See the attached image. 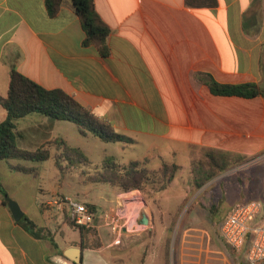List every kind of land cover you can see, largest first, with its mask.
Masks as SVG:
<instances>
[{"label": "crops", "instance_id": "crops-1", "mask_svg": "<svg viewBox=\"0 0 264 264\" xmlns=\"http://www.w3.org/2000/svg\"><path fill=\"white\" fill-rule=\"evenodd\" d=\"M205 2L210 4L95 0L97 13L111 29L103 55L97 45H84L85 31L72 0H64L55 16L45 0H0V96L7 94L13 69L44 88L67 92L134 141L124 150L142 148L141 155L129 156L128 163L147 161L150 169L159 168L162 161L178 164L181 170L169 187L184 179V187L193 186L191 163L201 148L231 153L239 160L201 188V199H208L201 203L203 213L186 211L181 229L177 219L183 212L173 213L169 206L156 210L148 201L142 227L133 230L127 227L119 188L111 189L116 198L105 200L101 208L93 201L85 203L93 206L95 217L81 230L49 209L44 189L39 190L42 195H31L33 205L27 202L26 181L35 173L12 167L30 165L0 161V179L8 195L54 239L53 243L31 235L0 196V264H77L65 254L72 247L82 248L81 264H149L152 258L168 264L172 233L179 236L173 245V264H195L194 252L200 248L201 253L202 247L208 251L205 260L220 264L214 253L232 250L221 236L224 219L238 204L264 202V0ZM211 81L253 84L261 94L216 95ZM6 116L0 105V123ZM29 116L17 121L19 148L34 151L55 140L46 119L19 130V122ZM36 141L39 146H30ZM5 175L17 179L22 190L13 192ZM217 191L222 195L216 196ZM187 198L185 192L179 210ZM197 198L190 199L198 203ZM223 207L218 219L214 215ZM106 216L117 218V223H109ZM193 232L202 233L206 243ZM235 253L236 264H247L245 251Z\"/></svg>", "mask_w": 264, "mask_h": 264}, {"label": "trees", "instance_id": "trees-1", "mask_svg": "<svg viewBox=\"0 0 264 264\" xmlns=\"http://www.w3.org/2000/svg\"><path fill=\"white\" fill-rule=\"evenodd\" d=\"M186 1L191 6L210 4L205 0ZM63 2L64 0H45L51 16H55L59 12ZM72 2L85 31L84 45H97L101 53L106 55L108 51L107 39L111 29L97 13L95 0H72ZM211 4L215 5V0H211ZM209 86L212 93L216 95L254 98L261 94L257 86L253 84L223 85L211 81ZM0 105L7 114L6 119L0 123V161L23 160L43 163L61 156L72 168L79 164L90 165V161L79 149L68 147L64 141L56 139L45 143L34 151L19 148L17 121L31 114L72 122L77 125L83 136L92 135L106 143H119L124 146L134 143L131 138L117 133L112 126L99 120L67 92L61 89L44 88L15 69L10 73L6 96H0ZM54 150L59 154L53 156ZM237 162L239 160L231 153L201 148L199 157H193L191 163L193 187L197 190L201 189L219 173ZM12 169L36 174L34 168L13 166ZM94 169V174L88 176L90 183L108 184L119 188L122 192L140 190L156 198L157 195L167 190L181 167L176 163L162 161L159 168L150 169L147 161H131L128 164H121L115 158L110 157ZM146 190H149L148 193ZM7 195L0 179V196L5 206H7L5 201ZM87 206L93 211L92 205ZM17 223L35 238L49 239L54 243L50 231L37 225L28 216L24 215ZM71 223L73 226L83 229L74 222Z\"/></svg>", "mask_w": 264, "mask_h": 264}, {"label": "rangeland", "instance_id": "rangeland-1", "mask_svg": "<svg viewBox=\"0 0 264 264\" xmlns=\"http://www.w3.org/2000/svg\"><path fill=\"white\" fill-rule=\"evenodd\" d=\"M29 117V120H23L20 121L18 124L19 130H24L28 128L29 126H32L36 123V119H39L41 121L42 119H46L45 126H50L51 133L50 135L54 137L56 140L64 141L65 145L71 148L79 149L90 161V165H84L79 164L76 167H71L67 161H64V159L59 156L57 159H51L47 162L43 163H33L29 161H23V160H16L18 162H23L26 165H30L31 169H35L36 174L30 178V180L26 181L27 183V189H26V198L27 202L31 205H33V200H31V195L33 194H39L42 195L39 190L44 189L46 191L47 200L45 203L51 199L55 195H68L75 199L78 202H81L85 204L86 202H95V204H98L99 208L103 207V204L105 200L109 199H115L116 194L113 193V190H111L112 186L108 184H95L90 183L86 181V178L94 174L96 167L100 166L105 159L114 157L119 163H128L130 160L129 156L131 155H141L142 148L140 150H134L129 151L124 150V146L119 143H106L101 141L99 138L89 135V136H83L77 127L76 124L68 121H60V120H54L52 118H47L45 116H42L40 114H31ZM41 123V122H40ZM30 128V127H29ZM19 138V137H18ZM33 145L30 146H39L38 141L33 142ZM19 147V146H18ZM37 150V149H35ZM195 156L199 157V151L197 150L195 152ZM137 158V157H133ZM57 161H59V164H57ZM125 164V163H124ZM67 168L71 170H67ZM154 168V167H153ZM187 176V175H186ZM3 179L7 181L10 178L8 176H3ZM8 181V182H9ZM11 183L14 191L22 190V184L17 182V179L9 182ZM185 183H187V180L184 179L182 181L177 182V184L170 186L168 188L167 192H162L159 194V202L157 204H154L153 201H156L155 196H151L150 194H146L144 192H141L140 190H134L129 192H122L123 196L120 198L121 200V209L123 210V214L126 216V220L128 221L127 227H129L131 230L133 229H139L142 227L141 225V218L144 212L148 213V205L147 202L149 201L150 206L155 207L156 210L159 209V207H168L170 210L174 213H178V211L183 212V214L179 213L178 221H177V227L181 229V227L184 224L186 215V211H199V213L202 212V204H205L208 199L207 197L201 199V193L202 190H197L195 187L188 185V187H184ZM184 184V185H183ZM187 185V184H186ZM12 189V190H13ZM149 190H146V192ZM188 193V198L186 202L182 205V209L179 210L182 198L184 194ZM148 193V192H147ZM53 194V195H52ZM218 194V191H217ZM222 193L216 195L221 196ZM166 196L170 198L169 203L166 199ZM194 196H198L197 200L198 203L194 202V200H191L190 198ZM207 196V194H205ZM40 200V199H39ZM43 200V199H42ZM41 200V201H42ZM167 200V201H166ZM44 203V201L42 202ZM202 203V204H201ZM217 205H219L217 203ZM213 210L216 209L213 207ZM224 207L220 209L219 214H215L214 216H217L218 219L224 214ZM173 217V216H172ZM173 220L167 221V223H172ZM194 235L199 236V241L203 244L206 243V240H204V237H202V233L193 232ZM69 235L73 236V232H70ZM66 236V235H65ZM62 238V234H61ZM170 245L171 248L167 250V252L170 255L169 263L173 264V245L174 243L179 242V236H175V233H172L170 235ZM166 239V238H165ZM166 243V242H165ZM222 244V242H221ZM201 253L200 248L199 251L194 252V257L192 258L195 262V264H212L210 260H205L206 254H208V251L202 247ZM233 250V249H232ZM230 248L225 249L224 252L220 249H218L217 253H214L215 257L219 259L220 264H236L237 257L236 251H232ZM163 251V256H164ZM216 252V251H215ZM212 255L209 253V256ZM211 257V256H210ZM239 258V257H238ZM205 261V262H204ZM207 261V262H206ZM149 264H162L161 261L152 260L149 261Z\"/></svg>", "mask_w": 264, "mask_h": 264}, {"label": "built area", "instance_id": "built-area-1", "mask_svg": "<svg viewBox=\"0 0 264 264\" xmlns=\"http://www.w3.org/2000/svg\"><path fill=\"white\" fill-rule=\"evenodd\" d=\"M46 204L78 226L90 227L94 221L93 211L70 196L55 195ZM106 217L109 223H117V218ZM221 236L234 251H245L247 264H264V202L236 205L223 221Z\"/></svg>", "mask_w": 264, "mask_h": 264}, {"label": "water", "instance_id": "water-1", "mask_svg": "<svg viewBox=\"0 0 264 264\" xmlns=\"http://www.w3.org/2000/svg\"><path fill=\"white\" fill-rule=\"evenodd\" d=\"M5 201L7 203V206L11 210L15 221H17V222L20 221L23 218L24 213H23L21 207L19 206V204L17 203V201H15L9 195H7L5 197ZM145 220L147 221V218H145ZM81 252H82L81 247H72V248H69L65 254L67 257L72 259L75 263L81 264L82 263Z\"/></svg>", "mask_w": 264, "mask_h": 264}]
</instances>
